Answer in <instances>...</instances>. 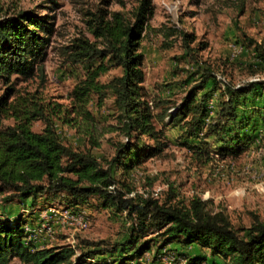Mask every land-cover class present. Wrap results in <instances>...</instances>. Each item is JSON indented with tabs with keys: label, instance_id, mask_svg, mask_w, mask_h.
<instances>
[{
	"label": "trees",
	"instance_id": "obj_1",
	"mask_svg": "<svg viewBox=\"0 0 264 264\" xmlns=\"http://www.w3.org/2000/svg\"><path fill=\"white\" fill-rule=\"evenodd\" d=\"M87 15L91 17L87 28L95 41L82 37L69 48L71 63L84 67L85 74L72 90L67 108L46 100L39 91L21 92L16 83L19 79L35 78L45 82L55 16L27 10L0 20V83L4 87L0 94V195L7 196L8 204L17 200L19 204H27L40 196H67L74 209L88 205L90 199L96 197L105 209L127 213L134 222L130 231L136 239L130 237L121 245L122 253L106 250L110 256L103 262H96L97 256L102 254L97 249L73 261L76 250L70 245L26 246L27 220L5 208L0 210V264H10L13 259L22 264H87V261L114 264L110 258L115 255H123V264H134L132 258L142 257L152 249L149 241L134 250L138 238L146 237L152 230L162 235L168 245L210 250V264H220V260L225 264H264V219L255 217L249 227L236 228L227 212L212 211L208 202L199 197H194L187 206L173 203L172 191L171 197L161 204L150 197H139L138 201L128 198L125 192L117 190L114 172L133 150L130 139L105 167L90 151L73 148L60 138L55 121L83 134L93 147H100L95 139L99 123L88 107L94 96L98 107L111 96L118 128L123 129L125 135L131 138L135 133L155 141L159 147L148 153L150 157L165 147L159 143L161 132L155 126L156 114L144 88L145 54L141 46L155 15L153 0H141L131 16L103 9ZM181 35L185 50L192 51L190 44L196 40L194 34L181 32ZM255 48V58L262 66H252L253 74L264 70V51L258 45ZM112 68H120L122 75L103 84L101 77ZM210 78L205 76L181 104L166 108L160 116L162 121L168 119V124L184 130L188 139L199 140L198 145L187 144L197 159L206 152L210 160V146L206 142L210 137L222 143L217 154L223 158L242 151V136L232 133L239 123L248 121L245 113L240 116L239 108L264 89L263 81L222 86L216 80L217 75H212L216 84L209 88ZM219 89L218 112L207 124V98ZM200 92L202 96L198 99ZM8 120H13V125L6 126ZM36 121L44 122L41 132L32 129ZM131 192L129 189L127 193ZM158 255L153 264H158ZM179 255L187 264L208 263L206 256L184 251Z\"/></svg>",
	"mask_w": 264,
	"mask_h": 264
},
{
	"label": "rangeland",
	"instance_id": "obj_2",
	"mask_svg": "<svg viewBox=\"0 0 264 264\" xmlns=\"http://www.w3.org/2000/svg\"><path fill=\"white\" fill-rule=\"evenodd\" d=\"M140 1L0 0V20L27 10L55 16V34L45 64V82L42 83L39 78L19 79L16 81L17 88L21 92L39 91L46 100L67 108L72 90L85 74L84 67L71 63L69 48L82 37L95 41L87 28V21L91 18L87 13L103 9L131 16ZM153 5L155 15L150 21L141 51L145 54L146 98L156 114L154 122L161 132L159 143L165 146L163 150L150 157L148 153L159 147L155 141L135 133L129 138L123 129L118 128L120 125L111 96L103 101L101 107L97 106L94 96L88 107L99 123L95 139L100 147H93L83 134L61 121H55L57 133L64 143L73 148L90 151L105 167L130 139L133 150L114 172L117 190L125 192L128 198L138 201L139 197H150L161 204L171 197L172 191V202L187 206L194 197H199L208 202L212 211L227 212L234 227H249L255 217L264 219V89L239 108L240 116L245 113L248 121L247 124L239 123L232 132H238L244 140L242 151L233 156H219L217 151L222 143L210 137L206 140L210 146V160L206 152L201 159H197L187 144L198 145L199 140L188 139L184 130L168 124V119L162 121L160 116L166 108L181 104L205 76H211L209 88L215 83L212 75H217L216 80L222 86L264 82V70L256 74L252 71L255 70L252 66H262L255 58V47L258 45L264 51V0H153ZM181 32L194 34L196 40L190 44L192 51L185 50ZM100 46L103 47L102 44ZM203 46L206 48L202 49ZM121 75L120 68H112L100 81L107 84ZM3 91L0 83V94ZM220 92L219 89L207 98V124L218 112ZM201 96L202 92L198 94V99ZM13 123V120H8L5 125ZM44 126V122L36 121L32 129L41 132ZM129 189L131 194L127 193ZM6 197L0 195V210L11 207V214H21L33 225H41L43 213L51 207L80 212L88 222L86 230L73 231L54 224L53 238L40 245L50 248L74 242L76 255L73 261L97 249L102 254L97 256L96 262H103L110 256H107L106 250L120 251L123 249L121 245L126 244L130 237L136 239L130 231L134 222L127 213L105 209L96 197L91 198L88 205L76 209L67 196H40L27 204H19L18 200L8 204ZM149 241L152 249L142 257L132 258L134 264H153L158 254V264H165L163 258L160 259L163 252L180 256L178 248L182 247L166 244L162 235L154 230L144 238L140 236L134 250ZM204 252L206 257H211L210 250L204 249ZM122 257L115 255L110 260L114 264H123ZM219 262L225 264L223 260ZM10 264L22 263L13 259ZM87 264L95 263L87 261Z\"/></svg>",
	"mask_w": 264,
	"mask_h": 264
},
{
	"label": "built area",
	"instance_id": "obj_3",
	"mask_svg": "<svg viewBox=\"0 0 264 264\" xmlns=\"http://www.w3.org/2000/svg\"><path fill=\"white\" fill-rule=\"evenodd\" d=\"M224 86V85H223ZM27 221L25 229V244L26 246H39L43 242L53 238L55 233L54 224L62 228H70L73 231L86 230L88 228V222L81 215L80 212L71 211L67 208L51 207L42 215V224H30ZM39 225V226H38ZM71 247L74 248V242H71ZM163 258L165 264H187V260L174 254L162 253L160 259Z\"/></svg>",
	"mask_w": 264,
	"mask_h": 264
},
{
	"label": "crops",
	"instance_id": "obj_4",
	"mask_svg": "<svg viewBox=\"0 0 264 264\" xmlns=\"http://www.w3.org/2000/svg\"><path fill=\"white\" fill-rule=\"evenodd\" d=\"M9 209H11V207H8V209H7V211L9 210ZM16 214V213H15ZM15 216V215H14ZM179 249V251H185V252H187V253H189L190 255H201V256H205L204 255V250H201V249H199V250H195V249H193V250H189V251H186V250H184L183 248H178ZM210 258H208V263L207 264H210Z\"/></svg>",
	"mask_w": 264,
	"mask_h": 264
}]
</instances>
